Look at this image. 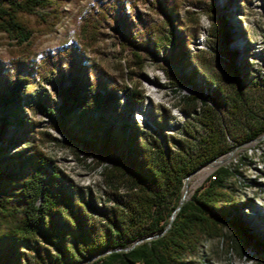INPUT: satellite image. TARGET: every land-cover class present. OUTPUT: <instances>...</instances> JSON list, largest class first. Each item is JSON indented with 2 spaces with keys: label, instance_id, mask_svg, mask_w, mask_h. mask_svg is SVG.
Segmentation results:
<instances>
[{
  "label": "trees",
  "instance_id": "1",
  "mask_svg": "<svg viewBox=\"0 0 264 264\" xmlns=\"http://www.w3.org/2000/svg\"><path fill=\"white\" fill-rule=\"evenodd\" d=\"M133 2L98 0L85 20L93 17L100 25L114 20L125 44L134 48H143L144 34L148 39L155 36L153 52L174 48V64L181 71L192 69L191 74L175 76L176 86L186 82L197 90L196 75L205 76L206 94L201 88L194 96H177V106L193 118L195 127L168 136L136 121L120 126L126 115L133 117L144 95L120 87L81 44L48 52L39 64L23 62L27 69H0V264H86L97 255L89 264H192L205 241L228 239L230 226L249 233L238 212L245 159L219 167L173 222L171 217L189 176L264 136V76L248 84V75L236 63L241 54L229 48L232 35L225 23L211 33L217 40L214 68L203 55L190 58L191 43L169 0H157L168 34L155 24L133 36L130 21L120 18L129 14L128 7L135 8ZM49 6V0H0V31L19 44L29 43L32 32L20 15ZM33 75L52 86L54 101L45 89L26 94ZM27 111L48 117L79 155L102 168L101 197L76 184L35 145ZM10 125L19 130L18 137L8 138ZM12 149L17 150L10 154ZM162 233L125 251L138 240ZM234 243L237 239L229 245Z\"/></svg>",
  "mask_w": 264,
  "mask_h": 264
},
{
  "label": "rangeland",
  "instance_id": "2",
  "mask_svg": "<svg viewBox=\"0 0 264 264\" xmlns=\"http://www.w3.org/2000/svg\"><path fill=\"white\" fill-rule=\"evenodd\" d=\"M49 1L52 6L40 8L34 15H20L21 22L32 32L29 43L19 44L13 36L0 31V69L19 66L27 69L23 62L35 60L39 64L48 52L54 53L66 46L81 44L87 49V56L111 75L120 87L128 86L144 95L143 104L134 111L133 117L126 115L118 122L120 126L136 121L152 133L163 131L168 136L181 134L185 127H195L193 118L177 106V96H194L201 88L206 94L208 83L205 76L197 74V90L186 82L176 86L175 76L191 74L192 69L181 71L174 64V48L167 46L161 52H153V34L149 39L144 34L141 41L143 48H134L125 44L126 39L114 20L102 25L93 22V17L85 20L98 0ZM169 1L175 6L184 37L191 43L188 48L190 58L196 59L198 55H203L208 59L209 66L214 68L212 48L217 40L211 37V33L213 27L225 23L232 35L229 48L241 54L236 63L244 68L248 84L264 76V0ZM133 3L135 8L128 7L129 14L120 17L125 22L130 21L133 36L155 24L168 34L170 30L165 26V16L157 0H134ZM90 22L94 24L90 25ZM31 80V86L25 85L28 90L26 94L36 95L45 89L54 101L51 85L42 83L36 75ZM27 99H23V105ZM2 115L0 110V117ZM27 116L34 123L31 134L35 135V145L76 184L93 189L101 197L104 190L102 168H98L92 159L79 155L78 149L52 128L48 117L38 111H27ZM8 130L9 139L19 136V130L14 125H10ZM192 131L199 138V133ZM158 138L162 140L161 135ZM15 150L12 149L10 154ZM243 159L245 166L243 177L240 178L243 199L239 200L238 212L246 220L249 233L241 234L230 226L226 229L228 239L205 241L200 255L192 264H264V138L241 148L224 165H236ZM211 167L212 172L203 173ZM217 169L215 166H206L195 175L190 182L188 198ZM232 239H237V245L234 243L233 247L229 245Z\"/></svg>",
  "mask_w": 264,
  "mask_h": 264
},
{
  "label": "water",
  "instance_id": "3",
  "mask_svg": "<svg viewBox=\"0 0 264 264\" xmlns=\"http://www.w3.org/2000/svg\"><path fill=\"white\" fill-rule=\"evenodd\" d=\"M264 138L261 137L260 139ZM258 139V140H260ZM256 140V141H258ZM255 141V142H256ZM250 144V143H249ZM248 145V144H247ZM246 145H242V146H237L232 152H230L228 155L226 156H223L215 161H213L212 163H209L207 164V166H215V167H221L223 166L228 160L230 157H232L237 151H239L241 148L245 147ZM206 167V166H205ZM203 168L199 169L198 171H196L195 173H193L191 176H189L186 181H185V184H184V191H183V197H182V200L180 202V205L178 206V208L174 211L172 217H171V222L174 221L175 217H176V214L181 210L182 206L185 204V202L189 199L188 198V195H189V190H190V182L192 180V178L197 175ZM171 228V223L168 225V227L166 228V230L164 231V233H166L168 230H170ZM164 233L160 234V235H157V236H154V237H150V238H146V239H141V240H138L136 241L131 248L129 249H126L125 251L129 252L131 250H133L137 245L143 243L144 241L146 240H152V239H156L158 237H161L164 235ZM118 251H121V250H118ZM111 251L107 252L106 254H110ZM100 257V255H97L95 256L94 258H92L88 263L86 264H89L91 261H94L96 259H98Z\"/></svg>",
  "mask_w": 264,
  "mask_h": 264
},
{
  "label": "bare ground",
  "instance_id": "4",
  "mask_svg": "<svg viewBox=\"0 0 264 264\" xmlns=\"http://www.w3.org/2000/svg\"><path fill=\"white\" fill-rule=\"evenodd\" d=\"M212 168H213V167H211V168H209V169H206V170H204V172H203V173L207 174V173H210V172H212Z\"/></svg>",
  "mask_w": 264,
  "mask_h": 264
}]
</instances>
